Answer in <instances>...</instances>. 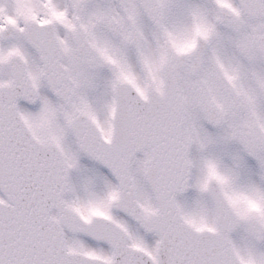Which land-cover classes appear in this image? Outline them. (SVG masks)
<instances>
[{"label": "snow or ice", "instance_id": "snow-or-ice-1", "mask_svg": "<svg viewBox=\"0 0 264 264\" xmlns=\"http://www.w3.org/2000/svg\"><path fill=\"white\" fill-rule=\"evenodd\" d=\"M0 264H264V0H0Z\"/></svg>", "mask_w": 264, "mask_h": 264}]
</instances>
